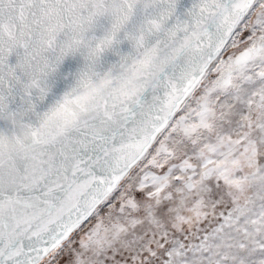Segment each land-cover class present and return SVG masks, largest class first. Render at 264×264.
<instances>
[{"label": "snow or ice", "instance_id": "snow-or-ice-1", "mask_svg": "<svg viewBox=\"0 0 264 264\" xmlns=\"http://www.w3.org/2000/svg\"><path fill=\"white\" fill-rule=\"evenodd\" d=\"M0 264H264V0H0Z\"/></svg>", "mask_w": 264, "mask_h": 264}]
</instances>
